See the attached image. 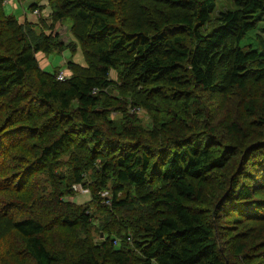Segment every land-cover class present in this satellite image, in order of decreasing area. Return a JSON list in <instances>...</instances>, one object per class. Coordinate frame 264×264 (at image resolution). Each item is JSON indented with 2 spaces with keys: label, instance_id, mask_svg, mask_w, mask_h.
Returning a JSON list of instances; mask_svg holds the SVG:
<instances>
[{
  "label": "trees",
  "instance_id": "16d2710c",
  "mask_svg": "<svg viewBox=\"0 0 264 264\" xmlns=\"http://www.w3.org/2000/svg\"><path fill=\"white\" fill-rule=\"evenodd\" d=\"M218 1L0 0V264H264V0Z\"/></svg>",
  "mask_w": 264,
  "mask_h": 264
},
{
  "label": "rangeland",
  "instance_id": "374dc122",
  "mask_svg": "<svg viewBox=\"0 0 264 264\" xmlns=\"http://www.w3.org/2000/svg\"><path fill=\"white\" fill-rule=\"evenodd\" d=\"M31 3H37L41 6H44L41 9V14L43 16H47L50 10L48 6V0H9L7 3L2 4V11L4 15L6 16L11 15L14 18H16L18 21H22L24 19L31 20L32 17L34 16L33 14H31V11L28 7ZM224 8H233V3H231V0H219L217 2V6H216L217 10L224 9ZM257 24H258L257 28L255 27L241 40V43H240L241 45H247L249 43H254L252 36L256 33L255 30H258L259 28L264 27V21H259ZM64 25H65L64 28L68 27L69 22H66V24ZM60 37L65 42L70 43V44L73 43L76 45L73 37L71 36L68 30L67 31L63 30L62 33L60 34ZM36 59L39 63L40 68H43V70H45L46 72L52 73L53 71L58 70V71H65L67 75H69V73L66 71L65 68H66V63L68 61H73L80 65H84L85 63L81 50L78 45L74 47V50H72L71 47L65 46L61 51H52L45 55L42 53H37ZM110 78L113 80L117 79L115 71H110ZM111 94L116 95L117 93L115 91H112ZM129 111L131 113H136V116L139 118L143 126L145 127L150 126L149 117L144 112V110H141L138 107H129ZM111 118L114 120L118 119L119 114L112 112ZM77 186H80L81 191H78L76 189ZM72 189L75 191V195L69 198L70 200H73L76 203H85L88 201L89 193L86 191L82 192L85 189L81 185L74 184L72 185ZM92 211L95 215L97 214V216H101L99 213H96L95 208H92ZM94 220H95L94 223L97 224L98 221L96 220V218ZM93 234H96V232L94 231ZM100 239L101 237L95 235V241H98Z\"/></svg>",
  "mask_w": 264,
  "mask_h": 264
},
{
  "label": "built area",
  "instance_id": "2783aa9c",
  "mask_svg": "<svg viewBox=\"0 0 264 264\" xmlns=\"http://www.w3.org/2000/svg\"><path fill=\"white\" fill-rule=\"evenodd\" d=\"M8 1L9 0H3V3H7ZM30 11H31V14L36 15V16H39V14H40V10L37 7L30 9ZM56 78H57V80L63 81L65 78H67V73L65 71H58L56 74ZM76 189L78 191H81L80 186H77ZM82 192H85V190Z\"/></svg>",
  "mask_w": 264,
  "mask_h": 264
},
{
  "label": "crops",
  "instance_id": "0c3cea01",
  "mask_svg": "<svg viewBox=\"0 0 264 264\" xmlns=\"http://www.w3.org/2000/svg\"><path fill=\"white\" fill-rule=\"evenodd\" d=\"M44 7V6H43ZM44 10V9H43ZM49 13V12H48Z\"/></svg>",
  "mask_w": 264,
  "mask_h": 264
}]
</instances>
